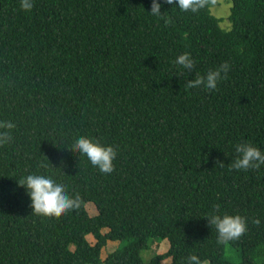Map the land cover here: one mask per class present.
Here are the masks:
<instances>
[{
	"label": "trees",
	"instance_id": "16d2710c",
	"mask_svg": "<svg viewBox=\"0 0 264 264\" xmlns=\"http://www.w3.org/2000/svg\"><path fill=\"white\" fill-rule=\"evenodd\" d=\"M160 2L155 16L152 0H0V121L15 124L0 143V264H235L227 246L264 264V165L230 164L237 143L264 152V0H231L230 30L212 0ZM224 63L215 90L188 86ZM79 135L114 147L112 172L71 149ZM40 172L73 207L33 210L17 181ZM213 214L244 217L245 232L220 242Z\"/></svg>",
	"mask_w": 264,
	"mask_h": 264
},
{
	"label": "clouds",
	"instance_id": "9594fccd",
	"mask_svg": "<svg viewBox=\"0 0 264 264\" xmlns=\"http://www.w3.org/2000/svg\"><path fill=\"white\" fill-rule=\"evenodd\" d=\"M165 3L178 6L181 9L189 8L191 0H164ZM33 0H20V7L25 11L33 8ZM162 3L160 0H152L150 13L161 16ZM175 63L185 70L193 68L194 60L190 53L184 52L176 57ZM230 68L227 63L221 64L215 69H210L204 76L190 81L188 86H203L207 90H215L218 82L223 79ZM15 128L12 121H0V143H8L12 139L11 130ZM80 155L86 156L93 166H96L103 173L113 171V161L116 158V151L111 145H104L99 141L87 136L79 135L73 142V147ZM236 159L230 164L235 169L258 168L264 165V152L251 143L241 142L235 145ZM221 166L223 162L219 161ZM18 186L25 189L30 198V206L37 212L59 215L66 209L73 207L75 201L65 189V184L58 180L53 174L47 172L30 173L17 181ZM210 227L214 226L220 242L235 240L246 230V220L240 215H219L206 216ZM259 223V221H256ZM187 264H200L196 255L187 258Z\"/></svg>",
	"mask_w": 264,
	"mask_h": 264
},
{
	"label": "rangeland",
	"instance_id": "374dc122",
	"mask_svg": "<svg viewBox=\"0 0 264 264\" xmlns=\"http://www.w3.org/2000/svg\"><path fill=\"white\" fill-rule=\"evenodd\" d=\"M231 7V0H212L211 12L213 15L222 20L220 24L224 30H230L232 28V24L229 20V16L231 14ZM86 208L91 216H95L98 214L96 206L93 203H88L86 205ZM103 232L106 233L107 230H104ZM87 239L92 245L96 243V240L92 235L87 236ZM149 246V249L144 250L142 252V256L145 261H149L154 256V254H164L168 252V250L170 249V242L167 239L163 241H151ZM118 248L119 242L109 241L107 246L102 250L101 257L103 259H106L109 254L113 253ZM237 256L238 255L236 250L233 249L231 246H227V259L233 261L235 264H240V260L237 258ZM171 262L172 259H167L163 261V264H171ZM204 264H209V262H206Z\"/></svg>",
	"mask_w": 264,
	"mask_h": 264
}]
</instances>
